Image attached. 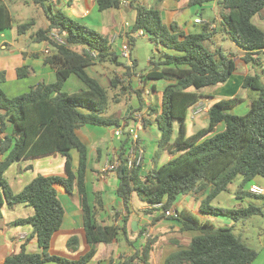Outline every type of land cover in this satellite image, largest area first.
Returning <instances> with one entry per match:
<instances>
[{
  "label": "trees",
  "instance_id": "16d2710c",
  "mask_svg": "<svg viewBox=\"0 0 264 264\" xmlns=\"http://www.w3.org/2000/svg\"><path fill=\"white\" fill-rule=\"evenodd\" d=\"M44 13L46 26L33 28L34 20L14 23L8 6L0 0V30L13 27L16 34L26 35L31 43H46L51 50L43 61L55 71L53 82L39 81L24 93L9 97L0 87V219L2 207L14 209L23 205L30 213L10 222L13 226H29L30 232L16 249L7 254L0 264H86L96 253L98 243L109 244L126 232L127 216L123 225L99 222L97 213L102 207V199L93 192L91 201L87 187V145L78 136L83 126H115L121 121L127 123L136 111L143 108L131 107L120 117L107 115L109 103L119 102L118 96L131 92V77L137 73L136 61L120 60V55L111 48L110 40L98 30L77 21L62 10H54L51 0H31ZM213 0H188L192 7H200ZM99 10L121 7V0H96ZM128 7L135 17L130 25L129 45L135 34L142 30L156 46H163L173 52L162 51L142 74L143 85L148 80L167 81L160 95V111H156L154 122L159 131L154 165L142 176L140 166L127 167L122 155L127 148L135 145L130 133L125 129V138L118 157L121 164L115 172L117 184L115 193L126 209L133 193L148 204L161 203L151 224L161 219H171L180 223L178 230H193L186 246H180L168 253L161 264H250L258 256L256 249L248 246L240 234L233 233L230 226H215L209 219H201L189 209L174 207V214L167 215L181 195L204 192L210 188L199 205L204 215H226L233 222H245L254 215L262 214L264 194L251 196L262 201L260 206L235 204L222 207L211 204L212 199L238 177L235 193L238 197L246 194L252 182L264 179V69L261 73L247 74L242 87L256 91L245 111L232 112L231 107L242 98L233 96L220 99L209 105L207 124L193 132L186 129L189 109L205 95L203 88L226 82L234 73L236 63L231 54L222 48L211 51L206 41L212 38L215 29L205 24L200 32L190 33L179 29L176 23L163 24L160 11L156 7H146L137 0H130ZM264 11V0H219L218 29L236 45L246 50L242 59L246 63L257 64L253 53L264 48V31L252 22L255 14ZM55 29L62 33L63 43L49 39L47 33ZM107 62L119 67L122 77L115 73L109 76L108 87L87 73V68ZM144 71V70H143ZM31 69L17 67V78L26 77ZM76 75L84 88L75 92L63 91L64 82L70 75ZM5 73L0 70V82ZM118 92L111 95L112 90ZM139 99V90H135ZM110 101V102H109ZM141 101V100H140ZM177 128H174V122ZM148 120L143 118L142 126ZM223 124L220 130L217 125ZM136 143H141L137 137ZM73 152L77 161H73ZM171 156L161 165L156 160L161 153ZM61 154L64 170L61 174H37L23 187L14 192L5 172L9 166L22 159L46 154ZM28 165L24 169H31ZM59 187L66 193L76 191L79 196L83 216V229L88 250L77 259L49 253L53 234L61 227L64 207L59 198ZM151 209L146 212L150 213ZM147 224L138 231L144 232ZM30 242L37 244V250L29 251ZM76 236H71L67 244L75 245ZM154 238H146L141 248L125 258L126 264H148L153 250ZM132 244V243H131Z\"/></svg>",
  "mask_w": 264,
  "mask_h": 264
},
{
  "label": "crops",
  "instance_id": "0c3cea01",
  "mask_svg": "<svg viewBox=\"0 0 264 264\" xmlns=\"http://www.w3.org/2000/svg\"><path fill=\"white\" fill-rule=\"evenodd\" d=\"M123 1L124 0H121V7L108 8L105 10H99L97 8L96 0H51V3L54 10L60 9L71 18L83 22L105 35L110 40L111 48L119 53L120 48L124 43L129 45L128 39L130 33V23L128 18L133 19L135 17L134 10L128 7L130 0H125L126 3ZM145 1H150L151 6L159 9L161 20L166 26H170L171 23L174 22L177 24L179 29L181 28L185 32L190 33L200 32L205 24H209V29H215L212 38L206 41L207 47L211 51H214L220 47L229 55L231 54L236 63V69L233 75L226 82L203 88L202 92L205 96L199 102L206 101L208 105H210L211 103L220 99L239 96L242 98V100L231 107V111H245L249 106L250 99L253 98V95L248 91V89L242 87V80L245 75L255 72L251 69H253L252 66L256 64L246 63L242 59L246 50L236 45L233 41L226 37L222 30L218 29L219 0L206 2L200 7L189 6L187 4L188 0H137V3L145 6ZM63 4L69 5V7L66 6L62 8L61 6ZM6 5L8 6V4ZM8 8L11 11L9 6ZM205 8L211 9V13H208ZM11 13L13 15L12 11ZM16 14L20 15L18 12H16ZM42 15L46 25L47 22L43 12ZM196 19H199L200 21H195ZM251 20L264 31V11L261 14H255ZM135 37H144L152 46L150 48V52H148L145 58L142 59L144 65H146L144 71H139L141 74H139L137 71L138 73L131 77L130 88L132 91L126 95L129 101L128 105H130L129 108L138 107L140 102L143 103V108L140 110V112L143 114V118L148 120L147 125L143 126V128L141 127L142 129H140V132L138 131L139 133H137V137L140 139L141 144L144 147V160L142 163L144 166H141L139 170V174L143 176L146 171L155 164L153 158L155 156L157 140L159 138V131L154 122V116L156 111L159 112L160 109L154 105L152 96L154 93H158V96L160 97L161 90L167 81L148 80L144 84V90L146 92L145 94L143 93V90L140 89V86L143 85V83L140 84V82H142V74L146 72V70L151 66V62L154 61L162 51H173L163 46H156L153 42H151L148 35L146 34L137 33ZM0 41L2 48L8 51V53L3 56V58H6L7 62L4 64V61H2L1 65L4 66L0 68V70H3L5 73L4 81L9 78L8 76L12 77V79L17 77L16 69L22 65H26L31 69V72L28 75H32V77H39V79L44 82H53L55 80L54 69L43 61V57L45 55L42 53L44 48L43 43H39L40 48L34 49L31 46L33 43L29 42V40L26 38V35L16 34L13 27L0 30ZM134 48L135 40L132 45H129L130 58ZM136 54L138 57L140 56L138 51ZM253 56L257 58V64L264 66V48L254 52ZM138 57L137 60L134 58L136 63L138 61ZM131 60H133V58H131ZM98 67L99 65L91 66L88 67L86 71L89 75L97 79V81L104 87H108L109 85L108 79L104 72L106 69L116 73L120 78L122 76V72L119 67L104 66L102 70H98ZM68 82H71V85L77 84L81 86V83H78L81 82V80L74 74L70 75L64 84ZM135 90H139L140 99ZM125 114H127V112ZM187 114L190 115V109ZM127 119V128H133V115ZM191 119L193 120L195 127L192 132L207 124L206 113H201ZM124 122L125 121L123 120L121 121V123ZM222 127L223 124L221 123L217 125L216 130H220ZM115 129L116 127L113 125L96 127L86 125L77 131L78 136L87 145L88 149L87 187L90 194V199L91 201L94 199L93 192H97L102 199V207L99 208V212L97 213V220L99 222L112 223L122 226L123 217L126 215L128 218L127 223H125V234L119 235L117 240L109 244L98 243L94 257L86 264H126L125 258L133 255L136 248H141L148 237L154 238L152 246L153 250L151 252L148 264H161L164 257L168 253L174 251L178 245H188L191 237L197 234V232L193 230L180 231L178 230L180 223L171 219H161L154 224H151L150 222L152 220V215L156 214L158 211L156 209H151L152 211H150V213L146 212L150 205L142 202L136 193H133L131 197L129 209L124 207L122 199L115 193V186L117 184V177L115 176V173H111L107 176L101 175V168L104 164L107 154L111 152L118 154L122 145V141L125 138V135H117L115 133ZM105 138L108 139V141L105 140ZM96 140H102L104 141V144H95ZM72 154L73 161L76 162L77 155L75 152ZM170 158L171 156L167 153H161L156 160L157 166L163 164ZM62 160L63 162H61V165H64V157H62ZM27 166L28 165L21 167L24 169ZM63 168L64 166H62L61 172L56 174H61L64 170ZM240 180L241 178L238 177L236 184L232 186L231 183L229 185L228 190L234 192L232 199L237 201L236 203L233 202L231 206L235 204H253L260 206L262 201L259 198L251 196L248 188L246 187V194L242 195V197H238L236 195L235 189ZM251 184H257L264 188V179H260L257 182L254 181ZM209 189L210 188L208 187L204 192L181 195V199H178L176 204L171 209L174 211V207H180V209L185 207L194 214L198 215L199 218L209 219L208 217L210 215L207 216L201 214L198 210L201 200L205 198ZM58 190L59 198L64 207V215L61 227L53 234L51 238L49 253L54 255H63V257L69 259H77L89 248L86 243L83 229V216L79 196L76 191H73L72 193H66L62 187H59ZM217 196L212 199L211 203L214 202V199ZM223 201L225 200H221V202ZM28 213H30L29 209L27 214ZM259 215L263 216L264 218V209L262 214ZM15 218H7L6 213H3V217L1 218L0 222V234L2 235L4 242L8 245H11L12 250L10 252L16 249V247L31 229L28 226L25 228L27 231H16V228H13L15 226L10 225V222ZM133 222H135V224H133ZM144 224H147L144 232L139 233L138 231ZM252 227L254 229L251 231L250 235L245 233V236L248 238V240L251 238L254 239L253 243L257 247H254V249L257 250L258 256L250 264H264V220L253 223ZM71 236H76L77 242L75 245L69 247L67 241ZM27 249L29 251H35L37 250V244L35 242H30L27 245ZM3 259L4 258L0 260V263ZM44 264L55 263L45 262Z\"/></svg>",
  "mask_w": 264,
  "mask_h": 264
},
{
  "label": "rangeland",
  "instance_id": "374dc122",
  "mask_svg": "<svg viewBox=\"0 0 264 264\" xmlns=\"http://www.w3.org/2000/svg\"><path fill=\"white\" fill-rule=\"evenodd\" d=\"M3 1L6 4H8V6L11 8V11L13 12L14 23H25V22L30 21V19H33L34 20V24L32 26L33 28L46 26L41 9L38 6H36L35 4H33V2L31 0H3ZM147 2L146 1L144 2V5L146 7H149V8L153 7V6H151L150 1H147ZM66 6L69 7V5H65V4H63L61 7L63 8ZM205 10L208 13H211V9L205 8ZM16 12L20 13V15L16 14ZM6 33H8V32H6ZM31 46L34 49L40 48L39 43H35V44L33 43V44H31ZM151 47L152 46L148 43V41L144 37H135V48H134L133 52L131 53V55H132L131 58H133V59L135 58L137 60L138 55L136 54V52L138 51L140 53V56L138 57V61H137V71L138 72L143 71L144 68L146 67V65H144L142 59L145 58V56L148 54V52H150ZM7 53H8V51L6 49L2 48L1 41H0V68L2 66H4V65H1L2 61H4V64H5V62H7L6 58H3V56H5ZM119 55H120V52H119ZM131 58H130V60H131ZM120 60L121 61H127V59L121 55H120ZM127 63H128V61H127ZM101 64H103V65H101ZM98 65H99V67L97 68L98 70H102V68L104 66L115 67L113 65H109L107 62L98 63L96 66H98ZM252 67H253V69H251V70H253L257 73H261V71L264 69V66H260V64H256ZM104 72L106 74L107 79H109V76L112 74V71H108V69H106ZM139 74H141V73L139 72ZM8 77L9 78L6 81L0 83V87L4 91V93L9 97L20 95V94L24 93L25 91H27L29 86L34 85L35 83L41 81V79H39V77H35V76L32 77V75H28V76L22 77V78L15 77L13 79L10 76H8ZM72 77H74V76H72ZM78 83L79 84L81 83V86L77 85V84L71 85V82L65 83L62 89H63V91H66V92H75V91H78V90L84 88V85L82 82H78ZM140 84H142V82H140ZM140 89L143 90L144 94L146 93L144 90V85L140 86ZM248 91L250 93H252L253 97H255L257 94L256 91H254V90L248 89ZM117 92H118V90L114 89V90H112L111 95H113ZM118 98L119 99L121 98V99L117 103H115L116 101H112V102L109 101L110 102L109 105H111V106H110V111L107 112V115H109V113H110V115H112V116L118 115V117H120L122 112L125 110L126 105L128 106L129 101H128L126 95L121 94V96L120 97L118 96ZM159 98L160 97L158 96V93H154V95L152 96V101H153L154 105H156L160 109ZM126 109H128V108H126ZM126 111H125V113H126ZM136 112H140V111H136ZM198 117H196V118H198ZM142 128H143V126H142ZM174 128L175 129L177 128V122L176 121L174 122ZM194 128L195 127L193 124V120L190 118V115L187 114V117H186L187 132L188 133L192 132V130H194ZM138 131L140 132V129ZM138 131H137V133H139ZM105 140L108 141V139H106V138H105ZM96 143L104 144V141L96 140L95 144ZM143 149H144V147H143ZM60 155L61 154H59V153L58 154H47L45 156L22 159L20 161L13 163L11 166L8 167V169L5 172V177L8 181L11 189L14 192L19 191L23 187V185L26 184L33 176H36V174H48V173L55 174V173L61 172L62 166H63V165H61V162H63V160H62L63 156L62 155L60 156ZM107 155L112 156V152L107 154ZM143 160H144V154H143ZM143 160H142V163H143ZM142 163L140 165L144 166V165H142ZM26 165H32V169H26L25 170L21 167V166H26ZM236 181H237V178L232 182V186L234 184H236ZM233 195H234L233 191H230V190L223 191L214 199V202H212L211 204H214L216 206H222V207H232L231 205L233 204V202L234 203L237 202V201L232 199ZM181 197L182 196H179L178 199H181ZM221 200H225V201L221 202ZM195 206H196V204H195ZM178 208L180 209V207H178ZM28 209L29 208H25L23 205H18L14 209H9L6 206L2 207L3 213H6V217L10 218V219L15 218V217L17 218L19 216H23V215L27 214ZM172 211L173 210L171 209V212ZM208 218L211 220V222L215 226H230V227H232L233 233L240 234L243 237V239L247 242L248 246H250L252 248H254V247L257 248L253 243L254 239L251 238L248 240V238H246V236H245V233L247 235H250L251 231L254 229L252 227V224L256 223L257 221L264 220L263 216L254 215L250 219L246 220L245 222H233L232 219L226 215H210ZM0 222H1V219H0ZM27 227L28 226L19 225V226H15L13 228H16V231L20 232V231H27V229H25ZM148 238H153V237H148ZM11 250H12L11 245L6 244L2 238V235L0 234V260L2 258H4V256H6ZM59 256H63V255H59ZM52 263L60 264L57 262H52Z\"/></svg>",
  "mask_w": 264,
  "mask_h": 264
},
{
  "label": "built area",
  "instance_id": "2783aa9c",
  "mask_svg": "<svg viewBox=\"0 0 264 264\" xmlns=\"http://www.w3.org/2000/svg\"><path fill=\"white\" fill-rule=\"evenodd\" d=\"M126 3V1H123ZM195 21H200L199 19H196ZM138 33H142V30H139ZM47 36L49 37L50 40L56 42V43H63V38H62V33L58 32L55 29H51L48 33ZM44 44V48L42 50L43 54H48L51 50L50 46L46 43ZM129 45L128 44H123L120 48V55L125 57L130 63V51H129ZM140 85V84H139ZM209 108V105L206 101L203 102H197L195 103L191 108H190V116L193 118L196 115H199L201 113H207ZM133 123L134 126L133 128H127V125L124 123H121L120 126L116 127L115 133L117 135H124L125 129L128 130L130 133V137L132 138V141L134 143V147L132 148H127L124 154L122 155L124 159V163L127 167H132V166H137L142 163L143 160V154H144V149L141 143H136L135 139L137 138V131L141 129L142 127V122H143V114L141 112H134L133 114ZM121 164V159L118 157V155L115 152H112V156L107 155L104 164L101 168V175L102 176H107L111 173H115L118 167ZM249 192L254 193V194H264V188L257 185V184H251L248 188ZM161 207V203H155L152 204L148 207V209H157ZM167 215H173L174 211L171 212L170 210H167L165 212Z\"/></svg>",
  "mask_w": 264,
  "mask_h": 264
},
{
  "label": "water",
  "instance_id": "95a60500",
  "mask_svg": "<svg viewBox=\"0 0 264 264\" xmlns=\"http://www.w3.org/2000/svg\"><path fill=\"white\" fill-rule=\"evenodd\" d=\"M126 10H127V9H126ZM128 20H129L130 25L133 24V22H134L133 20H131V19H129V18H128ZM129 109H130V108H129ZM129 109H127L126 112H128ZM133 224H135V222H133Z\"/></svg>",
  "mask_w": 264,
  "mask_h": 264
}]
</instances>
